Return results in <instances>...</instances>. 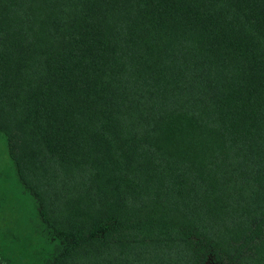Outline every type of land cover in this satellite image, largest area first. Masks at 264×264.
Segmentation results:
<instances>
[{"label": "trees", "instance_id": "obj_1", "mask_svg": "<svg viewBox=\"0 0 264 264\" xmlns=\"http://www.w3.org/2000/svg\"><path fill=\"white\" fill-rule=\"evenodd\" d=\"M0 135L39 264H264V0H0Z\"/></svg>", "mask_w": 264, "mask_h": 264}, {"label": "rangeland", "instance_id": "obj_2", "mask_svg": "<svg viewBox=\"0 0 264 264\" xmlns=\"http://www.w3.org/2000/svg\"><path fill=\"white\" fill-rule=\"evenodd\" d=\"M34 202L17 178L13 161L8 156L7 147L0 135L1 241L11 243V248L17 249L22 255L20 258L23 262L39 264L37 255L42 249L43 237L40 234L44 224L38 221L33 208Z\"/></svg>", "mask_w": 264, "mask_h": 264}]
</instances>
